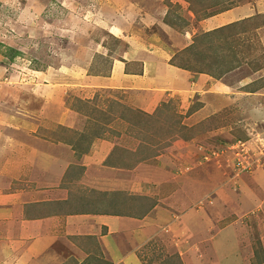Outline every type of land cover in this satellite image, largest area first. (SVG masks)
<instances>
[{"label": "rangeland", "instance_id": "1", "mask_svg": "<svg viewBox=\"0 0 264 264\" xmlns=\"http://www.w3.org/2000/svg\"><path fill=\"white\" fill-rule=\"evenodd\" d=\"M185 1L0 0V155L12 151L0 172V235L10 233L11 261L71 264L68 215L89 197L88 210L127 218L103 229L100 248L73 242L69 253L90 252V264H123L134 253L141 264H264V97L233 78L261 69L264 83L256 33L264 16L195 36V50L176 54L192 68L188 98L177 92L152 115L104 80L115 63L106 57L118 47L114 29L129 35L142 21L152 30L154 22L191 24L194 33L236 2ZM81 58L89 61L74 62ZM199 75L216 86L195 85ZM200 104L208 107L196 113ZM98 140L108 146L102 158L90 153Z\"/></svg>", "mask_w": 264, "mask_h": 264}, {"label": "crops", "instance_id": "2", "mask_svg": "<svg viewBox=\"0 0 264 264\" xmlns=\"http://www.w3.org/2000/svg\"><path fill=\"white\" fill-rule=\"evenodd\" d=\"M157 1H169L172 3L185 2L189 5V3L185 0ZM233 1L234 0H231V2ZM140 13L142 15H151V12L146 8H142ZM260 16H264V0H236V2L231 4L228 8L217 11L211 14V16L199 21L201 27L198 32L194 33L190 30L191 24H183V29H173L168 24H155L154 22L152 25L155 28L152 30L149 25L146 26L145 23H142V21H139L138 26L132 27L129 35H127L123 29H114L113 34L118 39V47L113 55H106V57L110 59V62L115 63L112 65L110 76L108 75L109 78L106 79L104 77V80L106 82L109 81V84L112 86L110 88L119 90L126 95L132 94L133 105L136 108L147 114H153L158 106L175 97L177 92H180L179 95L182 96V98H188V92L191 91L187 90V85L190 83L191 74L189 71L173 65V58L177 53L189 47L193 43L195 36L217 31L222 27L229 26L230 24L238 23L247 19H254V17ZM129 17L130 15L126 16L128 20H130ZM148 27H150V31H147ZM160 31L163 32L161 33ZM256 33L259 37L262 49L264 50V22L256 28ZM245 34L246 33H241V35L244 36L243 39H246ZM84 61L88 62L89 60L81 58L75 60L74 62ZM90 62H92V60ZM239 68L235 69V71ZM235 71L229 74H233ZM262 71L263 70L259 69L250 72V70L245 67V75L240 76V74L244 72L242 69L239 70V73L236 72L238 77L233 78L236 79L237 86L242 90V92L256 96L258 99H262L264 97V83L262 80L263 74H261ZM200 76L201 79H197L195 85L199 80L202 84L201 87L204 86L205 89H213V87L216 86L214 82H210L211 80L209 78L203 75H199V78ZM223 84L227 91L232 92V85L229 84L228 81L224 80ZM201 101L202 103L204 102L203 96H201ZM24 104L27 111L31 109V106L26 99ZM27 105H29V107ZM207 107L208 105L201 106L199 111L196 113L202 112L201 110ZM44 111L45 109H43L42 105L37 107L35 106L34 112H36L37 115H42ZM27 114L23 113L20 118L24 120L26 119L27 126L37 128V124L36 121L34 122V119H30V121L27 120ZM20 118L10 119L17 120ZM9 146L10 149H13L18 147V144ZM94 147L95 148L90 150V153L95 150V153L93 152V156L96 154V157L102 158L104 157V154L106 155L108 153V146L103 142L101 143L99 140L95 143ZM5 151L3 149V153L0 155V172L2 171V173L11 167L10 165L7 166L8 164H4V161L8 158L12 159V151H8V155H5ZM82 174L83 173H81V175ZM72 177L71 182H74L77 175ZM2 186L3 185H1L0 188H2ZM77 199L78 198H76L75 201L74 198L71 199L73 207L75 206ZM85 200L91 201L89 197L81 200L73 209L76 210V212L68 215L67 232L70 233L69 240L71 245H73V242L77 240L82 241L84 245L89 248L93 245V243L99 242V239L103 240V235L106 234L105 230H103L105 227L108 228L107 232L108 230L110 232L116 223H127L125 222L127 218L120 215H112L111 213H98L92 209L88 210L87 207L84 206ZM6 218L7 214L1 212L0 210V220H4ZM9 235V232L3 234V236L0 235L2 241H5L4 243L1 242L5 245L3 247L0 246V264H20L14 262V259L13 261L10 260L9 251L6 247L8 243L12 245V242L5 240L9 237ZM100 244L101 241L98 245L99 248L101 247ZM71 245L69 244V248L67 249V255L69 256H67L68 260H66L70 261L71 264H90V262H88L91 255L90 252L88 254L82 253L81 251V254H74V256H72L69 253V249L72 247ZM75 251L77 252V250ZM69 257L71 258L69 259ZM53 259H56V257H51L48 264H52ZM139 262V257L136 253H134L133 255L126 257L123 264H141Z\"/></svg>", "mask_w": 264, "mask_h": 264}, {"label": "trees", "instance_id": "3", "mask_svg": "<svg viewBox=\"0 0 264 264\" xmlns=\"http://www.w3.org/2000/svg\"><path fill=\"white\" fill-rule=\"evenodd\" d=\"M199 1H201V0H199ZM217 32H218V30L217 31H213V32L204 33V34H201V36H199V38H201L202 36H207V37H210L211 36L212 37ZM199 38L198 37H195L193 43L189 47H187L185 50L179 52L178 53V56L181 55V54L183 55V54H185L187 52H190V51L195 50L197 48V40H199ZM173 64L175 66L180 67V68H183L185 70L192 71L191 70L192 68L190 66H188L186 64H183V63H178L177 62V55H175V57L173 58ZM238 67H239V65H236V66H228V67H224V68L219 69L218 73H216V74L213 73V72H211L209 74L212 75L213 77H215V76L220 77V76H223L224 74H226V73H228V72H230V71H232V70H234V69H236ZM200 72H204V71H200ZM206 73H208V72H206ZM165 105H167V104H165ZM199 107H201V104L199 105ZM193 109H194V110H192L193 112L196 111V110H198L197 107H195ZM143 113H145V112H143ZM145 114H147V113H145ZM148 115H152V114H148Z\"/></svg>", "mask_w": 264, "mask_h": 264}]
</instances>
